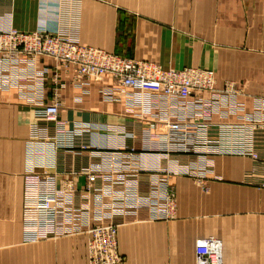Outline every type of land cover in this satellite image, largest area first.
<instances>
[{"label": "crops", "instance_id": "obj_1", "mask_svg": "<svg viewBox=\"0 0 264 264\" xmlns=\"http://www.w3.org/2000/svg\"><path fill=\"white\" fill-rule=\"evenodd\" d=\"M11 28L66 37L164 70L211 71L218 86L229 81L242 89L244 115L264 119V108L253 114V102L264 101V0H0V31ZM53 67L49 59L39 62L49 72ZM234 68L236 76L226 70ZM70 80L60 74V107L50 124L14 91L0 92V244L26 247L65 236L60 225L34 234L21 227L22 176L45 172L40 191L71 186L62 223L117 226L127 264H194L195 242L205 237L221 241L222 264H264V159L249 156L252 139L264 156V131H230L219 151L204 157L149 149L144 131L162 130L149 93L104 101L100 90L114 86L111 77L86 89ZM51 97L47 81L45 103ZM225 124L237 122L231 117ZM131 149L133 160L126 157ZM90 174L95 180L87 188ZM164 190L175 197L171 216L154 205V191ZM166 223H190L189 231L182 238ZM56 232L61 236L54 239ZM185 251L191 255L177 262ZM54 257L22 254L15 263L54 264Z\"/></svg>", "mask_w": 264, "mask_h": 264}, {"label": "built area", "instance_id": "obj_2", "mask_svg": "<svg viewBox=\"0 0 264 264\" xmlns=\"http://www.w3.org/2000/svg\"><path fill=\"white\" fill-rule=\"evenodd\" d=\"M41 59L54 63L51 72L39 68ZM60 74H71L70 83L79 89L88 88L93 80L103 76L111 77L114 86L100 90L104 101L122 94L128 97L130 93H149L150 107L155 112L153 122L162 126L161 131H144L149 149L204 157L210 151H219L222 138L227 141L230 131L243 126L252 134L264 131V119L244 115V105L239 102L242 89L233 82L218 86L211 71L197 68L164 70L153 63L80 46L58 35L12 28L0 31V92L14 91L22 102L39 109L40 119L45 124L57 121ZM47 81L52 95L50 103H45L44 98ZM263 108L264 101L253 102V114L259 115ZM231 117L237 124H225ZM252 143L250 159L257 162L264 159L257 152L258 145L253 139ZM134 156L133 149L126 154L130 160ZM46 175L45 172L24 175L23 231L36 232L40 224L61 223L63 211H67L63 200L71 186L65 184L58 191H40L39 186L46 181ZM94 180L93 174L87 175V188ZM153 201L168 216L175 211L171 190L160 194L154 191ZM82 230L89 237L87 256L91 264H122L117 226L95 223ZM194 264H222L221 241L214 237L198 239L194 246Z\"/></svg>", "mask_w": 264, "mask_h": 264}, {"label": "rangeland", "instance_id": "obj_3", "mask_svg": "<svg viewBox=\"0 0 264 264\" xmlns=\"http://www.w3.org/2000/svg\"><path fill=\"white\" fill-rule=\"evenodd\" d=\"M123 27L119 28V32L123 34L124 29ZM122 36V35H120ZM227 71H230L231 75L237 74V68L234 69H226ZM25 175V174H24ZM24 175L22 176V183H23V188H24ZM188 188V186H187ZM24 192V191H23ZM23 206H24V197L22 195L21 199V213H20V223H23L22 220V214H23ZM64 217L60 218L61 223H56L53 226H45L44 224H40L39 228H51L55 227L57 225H60V233L63 236V238H60L58 240H53V241H47L46 243L43 242H37L41 244H37L33 242L34 240L29 241L25 245H31V246H26V247H18L17 244L13 243H5V244H0L1 248L0 251H4L7 258L5 259L6 264H16V257L17 256H22V254L26 256H34L37 253L41 252H46L49 251L50 253H54V264H91L90 261L88 260V251H87V244H88V235L84 234L82 229L89 228V224L85 227H79L77 223H70L71 226L66 225V223H62ZM72 222V221H71ZM100 224V223H96ZM190 223H166L165 226L168 228H171L172 230H178L180 229L183 233L182 238L184 235L189 231ZM62 229V230H61ZM36 232H26L24 233H37ZM8 234V233H7ZM57 232L55 235H53L54 239H57V237H60ZM46 241V240H43ZM171 242V240H169ZM3 247V248H2ZM1 252V254H2ZM11 253H14V257L12 255H9ZM119 253V252H118ZM17 255V256H15ZM190 256V252L185 251V254H183L184 257L181 256V258L177 259V262H183L186 261L185 257ZM122 256V255H121ZM123 261L122 264H127L125 261V258L122 256ZM27 260V259H26ZM184 263V262H183Z\"/></svg>", "mask_w": 264, "mask_h": 264}, {"label": "bare ground", "instance_id": "obj_4", "mask_svg": "<svg viewBox=\"0 0 264 264\" xmlns=\"http://www.w3.org/2000/svg\"><path fill=\"white\" fill-rule=\"evenodd\" d=\"M225 83H232V82L226 81Z\"/></svg>", "mask_w": 264, "mask_h": 264}]
</instances>
